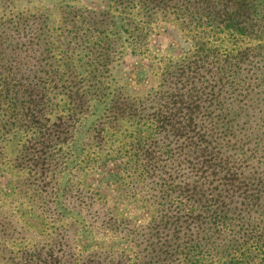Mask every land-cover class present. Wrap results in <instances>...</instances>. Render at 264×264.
I'll list each match as a JSON object with an SVG mask.
<instances>
[{
    "label": "trees",
    "instance_id": "obj_1",
    "mask_svg": "<svg viewBox=\"0 0 264 264\" xmlns=\"http://www.w3.org/2000/svg\"><path fill=\"white\" fill-rule=\"evenodd\" d=\"M96 1L59 11L36 88L0 60V92L15 108L3 127L22 139L14 159L28 167L32 196L55 204L63 231L81 222L86 254L122 255L102 247L108 236L131 264H264V0ZM25 10L13 12L17 25ZM159 23L186 47L150 56ZM124 51L144 59L142 90L121 80ZM108 165L99 184L122 206L64 218V192L100 199L82 179Z\"/></svg>",
    "mask_w": 264,
    "mask_h": 264
},
{
    "label": "rangeland",
    "instance_id": "obj_2",
    "mask_svg": "<svg viewBox=\"0 0 264 264\" xmlns=\"http://www.w3.org/2000/svg\"><path fill=\"white\" fill-rule=\"evenodd\" d=\"M67 6L80 10L83 7L96 9L98 2L96 0L85 2L81 0H0V22L5 21L4 25L0 26V60L9 58L15 62L14 68L20 76L17 79L19 82L26 84L34 77L29 86L36 88L37 75L41 69L39 68L40 54L46 48L45 43L53 38V34L60 31L62 23H57L59 11ZM26 7V19L17 25L16 23L22 18L20 15L12 16L13 12H20ZM48 34L50 35L46 36ZM149 46L148 54L156 56L164 51L184 49L186 42L173 27L159 23L154 26ZM112 56L114 62L116 56ZM143 61L141 56L129 55L127 51H124L122 58L119 59L120 63L123 62L120 66V77L127 88L142 90L147 86L149 76L143 71ZM2 87L0 83V91ZM7 104L8 101L0 92V264H131L132 261L127 260L129 252L126 246L115 244V240L110 242L111 238L108 236L104 237L106 244H102V247L106 249L108 245H112L114 248L116 245L120 251L124 252L122 255L118 251L105 254L102 250L93 252L94 249L88 254L83 253V249L75 241V238L83 233L81 222L77 225L78 229L71 228L63 231L57 225L59 222H54L57 216L53 220L50 219L49 213L52 211L54 214L55 204L51 202L42 204L41 198L32 196V178L27 176L28 167L20 166L14 159L17 149L21 148L22 139H19V134L14 135L16 133L14 128L4 130L3 127L5 116L15 112V108L6 107ZM108 167L109 165L101 170L88 172L82 179L93 187L94 192L97 188L101 194H104L100 199H93L90 202L79 201L71 197L72 191L64 192L59 202L67 206L63 213L64 218L68 213L77 216L75 212L79 211V220H94V214L97 211L106 218L110 215L112 207H120V202L116 200L107 183L99 184L100 178H103L100 173H105ZM65 177L66 174L63 171L50 181L46 176V184L50 186L55 180L59 184ZM82 205L88 209H83ZM134 216L141 221L145 214L135 213ZM97 231L93 229L84 235L89 239V236L91 237ZM100 233L98 231V234ZM98 234L97 237L103 241L102 236Z\"/></svg>",
    "mask_w": 264,
    "mask_h": 264
}]
</instances>
